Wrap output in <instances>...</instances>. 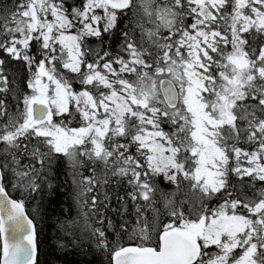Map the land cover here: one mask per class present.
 <instances>
[{"label": "snow or ice", "instance_id": "1", "mask_svg": "<svg viewBox=\"0 0 264 264\" xmlns=\"http://www.w3.org/2000/svg\"><path fill=\"white\" fill-rule=\"evenodd\" d=\"M53 203L81 264H264V0H2L0 264Z\"/></svg>", "mask_w": 264, "mask_h": 264}, {"label": "trees", "instance_id": "2", "mask_svg": "<svg viewBox=\"0 0 264 264\" xmlns=\"http://www.w3.org/2000/svg\"><path fill=\"white\" fill-rule=\"evenodd\" d=\"M2 2V0H0ZM167 130V126H165ZM63 199V196H61ZM59 216V205L53 203L48 206L44 219L37 222V240L40 249L39 259L44 264H81L84 260H100L99 256H84L79 250L69 247L66 250L58 249L53 237L57 233V224L55 217ZM0 247H2V238L0 237Z\"/></svg>", "mask_w": 264, "mask_h": 264}, {"label": "water", "instance_id": "3", "mask_svg": "<svg viewBox=\"0 0 264 264\" xmlns=\"http://www.w3.org/2000/svg\"><path fill=\"white\" fill-rule=\"evenodd\" d=\"M2 238V237H1ZM2 243H3V238H2Z\"/></svg>", "mask_w": 264, "mask_h": 264}]
</instances>
